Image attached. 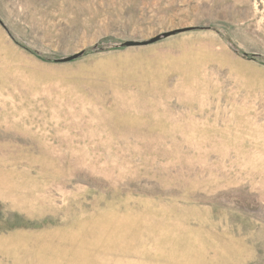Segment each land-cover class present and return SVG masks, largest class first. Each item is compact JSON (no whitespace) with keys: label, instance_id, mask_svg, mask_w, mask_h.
I'll return each mask as SVG.
<instances>
[{"label":"rangeland","instance_id":"obj_1","mask_svg":"<svg viewBox=\"0 0 264 264\" xmlns=\"http://www.w3.org/2000/svg\"><path fill=\"white\" fill-rule=\"evenodd\" d=\"M0 264H264V0H0Z\"/></svg>","mask_w":264,"mask_h":264},{"label":"water","instance_id":"obj_2","mask_svg":"<svg viewBox=\"0 0 264 264\" xmlns=\"http://www.w3.org/2000/svg\"><path fill=\"white\" fill-rule=\"evenodd\" d=\"M127 45H130V43H128ZM75 56H77V55H75ZM75 56H73V57H75ZM72 57H69L68 59H71Z\"/></svg>","mask_w":264,"mask_h":264}]
</instances>
